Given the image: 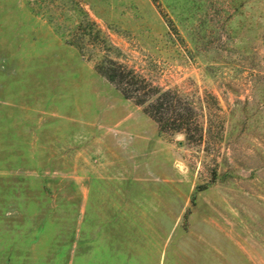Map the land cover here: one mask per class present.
<instances>
[{"label":"rangeland","instance_id":"rangeland-1","mask_svg":"<svg viewBox=\"0 0 264 264\" xmlns=\"http://www.w3.org/2000/svg\"><path fill=\"white\" fill-rule=\"evenodd\" d=\"M0 264H264V0H0Z\"/></svg>","mask_w":264,"mask_h":264},{"label":"trees","instance_id":"trees-1","mask_svg":"<svg viewBox=\"0 0 264 264\" xmlns=\"http://www.w3.org/2000/svg\"><path fill=\"white\" fill-rule=\"evenodd\" d=\"M96 68L124 97L143 104L144 111L157 122L160 130L182 131L190 140L201 137L195 107L179 90L161 88L134 68L112 58L97 62Z\"/></svg>","mask_w":264,"mask_h":264}]
</instances>
